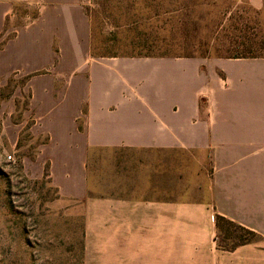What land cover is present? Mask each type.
Returning a JSON list of instances; mask_svg holds the SVG:
<instances>
[{"label":"crops","instance_id":"obj_1","mask_svg":"<svg viewBox=\"0 0 264 264\" xmlns=\"http://www.w3.org/2000/svg\"><path fill=\"white\" fill-rule=\"evenodd\" d=\"M90 1L0 0V78L29 77L33 133L47 139L37 162L63 198L85 203L89 252L104 250L103 264H176L187 249L209 264L217 216L264 234V58L96 57ZM19 5L38 16L1 46ZM96 150L161 154L150 197L90 196ZM175 151L208 155L207 197L176 199Z\"/></svg>","mask_w":264,"mask_h":264},{"label":"rangeland","instance_id":"obj_2","mask_svg":"<svg viewBox=\"0 0 264 264\" xmlns=\"http://www.w3.org/2000/svg\"><path fill=\"white\" fill-rule=\"evenodd\" d=\"M261 1L262 7L255 9L248 0H91L86 12L92 52L96 57L264 58ZM37 16V8L17 6L7 19L1 46ZM28 81L20 73L0 78V264H103L104 250H88L85 203L63 198L51 183L47 165L37 162L47 139L33 133ZM161 157L143 150L93 151L89 195L150 197L151 164ZM170 160L176 165L177 200L208 196V155L175 151ZM215 222L209 237L213 264H264V234L227 222L217 227ZM91 242L102 245V235L99 245ZM188 252L177 249L176 264H201L203 259L190 260Z\"/></svg>","mask_w":264,"mask_h":264},{"label":"trees","instance_id":"obj_3","mask_svg":"<svg viewBox=\"0 0 264 264\" xmlns=\"http://www.w3.org/2000/svg\"><path fill=\"white\" fill-rule=\"evenodd\" d=\"M259 58H262V57H249V56H244V55H238V56H231V57H227L226 59H259ZM217 227H219V224L220 222H227L229 223L230 225L234 226L235 228H238L242 231H245V232H249V233H254L253 230H250L248 228H245L243 226H240L222 216H217Z\"/></svg>","mask_w":264,"mask_h":264},{"label":"built area","instance_id":"obj_4","mask_svg":"<svg viewBox=\"0 0 264 264\" xmlns=\"http://www.w3.org/2000/svg\"><path fill=\"white\" fill-rule=\"evenodd\" d=\"M9 160H12V157H9Z\"/></svg>","mask_w":264,"mask_h":264}]
</instances>
